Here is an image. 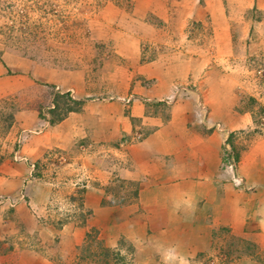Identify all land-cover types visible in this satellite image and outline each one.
I'll list each match as a JSON object with an SVG mask.
<instances>
[{
	"label": "rangeland",
	"instance_id": "374dc122",
	"mask_svg": "<svg viewBox=\"0 0 264 264\" xmlns=\"http://www.w3.org/2000/svg\"><path fill=\"white\" fill-rule=\"evenodd\" d=\"M109 32L116 34L117 41L125 43L124 50L131 42L126 36H135L143 64L157 54H164L160 57V63L164 62L162 74L173 77L165 93L172 92L169 99L177 98L184 106L195 99L190 104L202 110L203 127L198 126L199 130L232 128L228 129L221 146L224 160L221 166L228 171L232 184L240 183L238 154L252 136L264 130V115H255L253 120L249 112H243L247 113V121L236 117L242 113L239 109L251 107L249 97L264 111V0H0V64L5 75L11 76L9 80L29 76L26 72L32 63L70 71L75 77L89 78L90 87L97 79L100 85L97 107L114 108L130 79L131 85L136 83L146 88L150 84L151 88L155 87L156 82L147 85L140 81L138 73L132 74L135 67L120 63L100 66L112 52L106 44ZM145 66L151 69L150 65ZM154 74L153 71L152 78ZM72 79L59 81L60 89L75 88ZM36 84L35 90L31 87L18 93L6 85L0 88V186L3 187L0 204L7 201L14 205L20 195L24 196L26 204L39 215L41 230L51 237L40 238L39 229L29 234L20 229L13 246L23 250V255L34 252L39 256L38 261L48 260L50 264H97L102 260H108V264H219L247 254L264 264V251L257 252L239 240L221 245L231 258H225L220 252L218 256L216 251L206 256L205 252L191 247L193 242L187 238H174L170 231L165 238L167 235L158 226L143 229L134 221L124 226L116 224L118 221L113 224L109 222V214L99 210L97 219L87 222L91 212L83 208L84 192L90 188L102 192V186L111 181L112 176L108 178L105 170L109 166L108 148L112 143L98 141L97 136L94 143L80 141L65 151L50 150L38 160L37 168H33L32 161L14 157L20 142V123L15 121V114L28 109L37 91H51L49 85ZM47 101L39 98L38 105L45 106ZM11 104L17 111L6 128ZM143 133L135 134V138ZM229 134L234 148L228 157L229 146L224 145H228L225 140ZM23 136L30 138V133ZM103 143L108 144L101 147ZM94 157L99 165L97 181L92 175ZM24 165L29 169L28 177L22 174ZM124 190L113 182L105 199L109 200L112 192L121 194ZM44 197L50 202L45 205L47 212L36 206ZM107 206L113 205L101 207ZM75 229H82L84 233L81 244L76 247L69 238H60L67 234L76 236ZM121 232L131 238H125ZM104 239L112 244L104 245ZM98 244L111 248L117 256L104 254ZM7 260L0 263L6 264ZM32 263L35 262L32 260Z\"/></svg>",
	"mask_w": 264,
	"mask_h": 264
},
{
	"label": "crops",
	"instance_id": "0c3cea01",
	"mask_svg": "<svg viewBox=\"0 0 264 264\" xmlns=\"http://www.w3.org/2000/svg\"><path fill=\"white\" fill-rule=\"evenodd\" d=\"M126 37L131 38V42L130 47L124 50L125 43L117 41L116 34L109 32L106 44L112 52L107 55L108 59L101 61L100 66L104 68L106 64L112 66L120 63L135 67L132 74L138 73L140 81L147 82V85L153 81L156 83L153 84L155 87L151 88L150 84L146 88L136 83L131 85L130 79L127 88L118 95L114 108L97 107V90L100 88L97 79L90 87L87 83L89 78H83V75L75 77L70 71L32 63L26 72L30 77L23 75L9 80L11 76L5 75L6 71L0 64V88L6 85L7 89L18 93L31 87H35V90L36 83H40V86L49 85L53 92H68L71 98L80 101L78 110L67 112L60 121L49 125L38 117L37 108L40 106L46 110L52 107L50 92L36 90L37 94L32 96L28 109L15 114V121L20 123V142L17 143L19 149L14 151V157L36 163L47 155V151H65L80 141L84 144L94 143L98 136V141L112 143L108 148L109 166L105 174H108V178L112 176L137 182L138 195L131 204L101 207L103 190H86L82 204L91 212L87 222L90 219L95 221L99 210L109 214L111 223L118 221L116 224L124 226L134 221L143 229L158 226L164 234L170 231L174 238H187L193 242L191 247L205 252L206 256L216 251L218 256L221 253L225 258H231V255H227L228 251L221 249V245L237 240L252 246L257 252L264 251V130L252 136L240 156L238 154L237 175L241 182L232 184L228 171L221 166L224 162L221 146L228 129L232 128L211 132L199 130L198 126H202L203 120L202 110L190 104L195 99L187 101L189 105L186 107L177 98L175 101L169 99L172 92L165 93L173 77L167 78L162 74L164 62L161 60L160 63V57L164 54H157L143 64L145 61L137 38ZM147 64L151 69L146 68ZM157 66L159 69H156ZM153 71L155 76L152 78ZM71 77L74 78L75 88L69 86L61 90L59 81H69ZM39 98L49 101L45 106L38 105ZM246 114L237 113L236 117L247 121ZM27 132L30 133L29 141L23 136ZM140 132H144L143 135L135 138V134ZM107 144L103 143L101 147ZM78 147L84 148L86 145ZM91 160L92 175L97 181V157ZM24 169L22 174L28 177L29 169L26 170L25 165ZM45 188L49 191L48 187ZM2 191L3 187L1 189L0 186ZM44 198L36 206L47 212L45 205L50 202L48 197ZM27 204L21 195L14 205L7 201L0 204V261L10 258L6 264H14L13 260L18 264H33L32 260L34 264H50L48 260L44 263L38 261L39 256L34 252L23 255V250L13 246L14 238H19L17 232L20 233V229L28 234L39 229L42 231L37 234L40 238H51L47 231L41 230L39 215ZM41 216L46 217V214ZM75 231L76 236L67 234L60 235V238H69L76 247L81 244L84 233L82 229ZM121 234L131 238L125 232ZM166 235L165 238L169 234ZM103 244L107 246L112 243L104 239ZM233 258L229 263L219 264H261L247 254Z\"/></svg>",
	"mask_w": 264,
	"mask_h": 264
},
{
	"label": "trees",
	"instance_id": "16d2710c",
	"mask_svg": "<svg viewBox=\"0 0 264 264\" xmlns=\"http://www.w3.org/2000/svg\"><path fill=\"white\" fill-rule=\"evenodd\" d=\"M50 96H51V104L52 107L48 108L45 110V112L41 109V107L39 106L37 108V115L39 118L44 119L49 125H52L54 123H57L58 121H60L67 112L69 111H76L79 108L80 105V101H76L73 98H71L68 95V92H64V93H59L57 91H50ZM250 100V104L251 107L250 108H246V109H239V111L243 112H249L251 115V118H255L256 117H260L262 115H264V111L261 108V106L254 100V98L249 97ZM11 110L8 112V114L6 115V128L9 127L10 123L12 122V120L14 119V113L17 111V108H15V106L13 104H11ZM238 112V109L235 108ZM255 109V111H254ZM254 113V114H253ZM254 120V119H253ZM232 136L229 134V136L226 138V143L229 146V152H228V157H229V153L232 152L234 145L232 143V141L230 140ZM235 156H237V154H235ZM234 157V156H233ZM33 168H37L38 162L33 163ZM113 182H117L119 186H121V188H125L124 192L121 194H115L112 192V196H109V200H106L105 197L107 196V191L109 188V185ZM137 182L135 181H130V180H125V179H121L119 177H112L111 181H109V183L105 184L104 186H102V190H103V197L100 199V205L104 206V205H125V203L131 201V200H135L137 198L138 195V187H137ZM99 245V248L104 252V254H112L114 256H117V253L112 250L109 247H106L104 245ZM118 259V257H117ZM108 260H102V261H97V264H108L107 262Z\"/></svg>",
	"mask_w": 264,
	"mask_h": 264
}]
</instances>
